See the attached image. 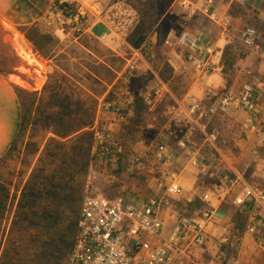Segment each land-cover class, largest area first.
Wrapping results in <instances>:
<instances>
[{
  "label": "crops",
  "instance_id": "1",
  "mask_svg": "<svg viewBox=\"0 0 264 264\" xmlns=\"http://www.w3.org/2000/svg\"><path fill=\"white\" fill-rule=\"evenodd\" d=\"M51 1L0 0V26L4 30L16 32L17 36L23 40H26L24 31L32 25H36L41 32L48 33L41 26L40 21ZM65 1L71 2L79 0ZM92 1L103 2L106 0ZM188 1L191 3L200 2V0ZM249 2H252L253 9L241 7L232 0H213V5L219 11H224L227 6H230L228 10L230 26L226 32H222L221 28L210 21L204 14L198 11L193 14H188L179 5V0H171L170 9L173 8L174 12L177 11V13L173 14L171 11L172 15H168L169 29L162 38L161 43L158 46L156 31L149 33L148 37L154 34L150 39L151 41L147 40L149 42L147 43L148 47L146 51L143 53L140 48H135L145 58V61L139 59L142 69L139 70L128 84H122L119 87V93L116 88L112 90V98L120 99L119 114L113 111L106 112L99 110L100 100L97 103V110L95 112V118H98L100 122L108 123L110 138L114 141H120L121 149L125 152L118 161V165L123 167V172L119 173V175L109 173V176L111 175L110 179H116L117 182H124L125 189L133 190L141 196L163 193V188L158 183L160 170L157 167L149 169L144 166L141 170H136L134 176H131L133 179L147 182L144 184V190L131 186V188L125 187L131 183L129 181L131 178L129 180L127 179L128 172L124 169L130 152L140 154L150 153L157 144L161 143L165 145L166 151L172 157L174 178L184 190V195H186L185 199L190 200L192 198L190 192L196 187L200 193H209L210 200L208 205L212 208L213 218L207 228L208 240L203 246L193 247L190 250V254L196 260L197 264L223 263L222 260H224L225 251L222 250L223 245L219 244L220 238L227 237L229 243H237L234 235H232L234 230H236L234 215L238 209H242L239 202L243 195V187L245 183L254 178H264V169L262 168L264 122L254 127V129H243L242 124L245 120L246 113L241 109L230 107L226 113L217 114L209 122L199 119V121L194 122L181 113L170 114L167 116H171L169 126L167 127L165 126L166 118L162 114L156 115L155 120L152 119L154 117L153 113H149V109H145L146 105L142 102L137 92L151 93L150 98L153 102L150 108L154 109L162 106V110L165 112L168 105L180 102L185 93L191 94L194 99L207 103L209 99H217L227 91H238L241 84L246 80L264 84V12H261L264 9V0H249ZM88 24V29L79 40L83 41L84 37L90 36L107 44L108 42L106 40H110L109 38L112 37L113 39L116 38L125 42L128 49L132 47L104 20L101 22L90 20ZM251 24L256 27L258 32L256 38L257 49L246 48L239 40L240 32L245 26ZM98 26H101L104 31L96 35L93 31ZM182 31H187L192 34H202L210 39L216 53L211 58L214 68L208 74L206 73L201 76L191 67L187 59L190 51L187 48L175 46L169 41H166L168 33L177 34ZM104 33L105 35L102 37L101 35ZM54 37L59 39L57 46L60 45L61 50L71 44L73 45V43L77 44V46L80 45L78 40L67 43L63 42L57 36ZM235 39L239 40L241 47L236 48ZM160 46L165 47L166 50L162 51ZM227 46H231L229 54L231 55L232 64L231 67L224 70L222 69L223 64L220 63V60ZM154 51L162 52L160 54L161 56L159 55L158 57L164 60L165 66L168 69L166 77H162L160 68L155 70L151 65L148 55H152ZM34 54L37 53L35 52ZM134 54L135 52L129 49L127 56L129 57ZM181 76H187L188 80H184L185 82L177 81L176 79ZM41 78L45 77L41 76ZM33 84L36 85V82L34 81ZM135 84L137 88L133 89L132 86ZM41 85L42 83L38 86ZM156 87H161V91L157 94L155 93ZM127 97L133 98V101L129 105H125L123 101ZM260 108V113L264 115V98L260 102ZM120 113L122 115L121 117L119 116ZM149 116L150 118H148ZM132 121H142V124L138 126L135 133L130 135L128 126L126 125ZM19 125L20 104L16 94V86L8 76L0 73V158L10 148L18 133ZM203 126L206 127L205 131H203ZM213 130L218 132L217 138L207 142L206 137ZM150 131L155 134L149 136L148 133ZM181 139H184L189 145L193 146L200 154L211 158L213 165L211 167H215V171L220 169L233 178V185L229 190L221 192L218 196L212 192V185L219 184V180L213 178L214 180L211 181L210 186L206 184V179L209 177H201L197 169L189 164L182 149L177 146L178 140ZM137 173L140 176H136ZM146 185L153 187V194H149L152 190L149 191ZM104 192L107 194L110 190ZM113 193L116 192L114 191L110 194ZM15 205L14 202L7 215V219L3 223L4 227H2V235L0 236V252L5 243L9 226L13 220ZM262 213L264 214V211ZM159 215L163 220L164 234L168 236L169 232L166 231V226L175 223V220H178L179 213L171 205L167 204L160 207ZM248 218L249 213L247 221ZM256 240V237L245 232L244 229L239 243H252L257 247ZM225 258L228 259L229 257L226 255Z\"/></svg>",
  "mask_w": 264,
  "mask_h": 264
},
{
  "label": "built area",
  "instance_id": "2",
  "mask_svg": "<svg viewBox=\"0 0 264 264\" xmlns=\"http://www.w3.org/2000/svg\"><path fill=\"white\" fill-rule=\"evenodd\" d=\"M232 1L241 7L253 9L252 2L249 0ZM179 5L188 14L196 11L204 14L219 26L222 32L229 29L230 6H227L224 11H219L213 5V0H200L199 3L179 0ZM102 12L103 7L98 1L52 0L41 17L40 24L50 35L59 37L63 42L72 43L86 32L90 20L100 22L104 20ZM261 12H264V9ZM104 35L105 33L101 36ZM257 36L256 27L247 25L240 32L239 40L244 47L257 49ZM166 37V41L190 51L187 59L199 75L208 74L214 68L211 58L216 52L206 36L182 31L177 34L170 32ZM109 39L113 41L112 37ZM129 49L135 54L125 58L124 70L119 74L125 85L142 69L136 60L145 61L139 50L133 47ZM160 91L161 87L155 88L156 94ZM137 94L145 103V109L152 112L151 93L137 92ZM132 97L125 98L124 104L129 105L133 101ZM263 98L264 84L246 80L238 91H227L217 99H209L207 103L185 93L180 102L168 105L162 116L166 118L165 126L167 127L171 117L167 116L174 113L184 114L194 122L198 119L209 122L217 114L226 113L230 107H235L246 113L242 124L243 129H254L264 122V115L260 113V102ZM119 105L118 98L101 99L99 110L119 114ZM119 116H122L121 113ZM153 116L152 119L155 120L156 116ZM203 128L205 131L206 127L203 126ZM87 129L91 131L93 137L92 152L98 145H102L107 156V165L113 169L117 168L122 149L110 138L108 123L100 122L98 118H95L93 124ZM217 135V131H211L206 141L215 140ZM177 146L182 149L189 164L197 169L201 177H209L212 169L211 158L200 154L184 139L178 140ZM262 159L264 169V154ZM144 166L149 169L157 167L160 170L158 183L163 188L161 195L155 193L150 196H141L125 188L108 195L93 182V171L89 167L75 221V236L65 264H197L190 250L193 247L203 246L208 240L207 228L213 218L212 208L208 205L209 193H200L197 187L193 188L190 196L198 197L204 205L194 210L191 215L181 218L179 224L168 236H165L159 209L163 205H170L168 198L178 199L183 196L184 190L174 178L172 157L166 151L164 144H157L150 153L130 152L128 154L125 164L128 175ZM218 178L219 184L212 185V192L216 196L229 190L234 181L227 174H222ZM243 188L239 203L241 206L244 201L250 204L245 232L257 238V246L264 256V214L262 213L264 211V178H254L245 183ZM182 219L185 220L184 223H181ZM219 244L227 247L234 245L229 243L227 237L220 238ZM224 256L226 257V253ZM225 257V264H240L233 254L227 256L228 259Z\"/></svg>",
  "mask_w": 264,
  "mask_h": 264
},
{
  "label": "trees",
  "instance_id": "3",
  "mask_svg": "<svg viewBox=\"0 0 264 264\" xmlns=\"http://www.w3.org/2000/svg\"><path fill=\"white\" fill-rule=\"evenodd\" d=\"M165 2H171V0H165ZM124 5L128 6L127 4L109 6L102 12V18L130 46L140 48L144 53L148 47V34L153 31L158 22L157 8L154 3H150L141 16V12L127 13ZM24 37L33 51L43 58H49L52 49L59 43L58 38L41 32L36 25L28 27L24 31ZM230 48L231 46H227L224 49L220 60L224 70H227L232 64L229 54ZM17 64L16 56L5 57L0 55L1 74L11 73L12 68ZM162 77H166V75L162 74ZM13 78L16 80H12V82L16 86V94L20 104V125L10 148L0 158V163L7 157H11L15 151H19L18 144L22 141L27 129L34 128L33 125H43L45 130L51 132L52 135L46 139L42 146L34 168L36 174L31 176L29 181L22 186L17 199L16 193H10L11 182L0 183V236L11 205L14 202L16 204L13 220L0 252V264H65L67 253L63 254L57 235L53 233L51 239H48V232L56 228L55 211H49L54 220L51 223V226L54 225L52 229L48 228L49 225H46V222H43L39 217L40 215L46 217L44 209L49 206L45 201L56 196L55 187L61 183L73 181L77 174L85 171L93 158L94 161L102 163V166L107 168V172L111 174L122 173L123 167L117 165V168L113 169L107 165V156L102 145H98L92 152L93 137L87 128L95 120L96 106L87 105V101L83 97L85 90L75 82L70 81L66 72L54 70L49 73L40 90H37L38 86L34 84H32V90H26L20 86L22 81L18 77ZM112 97V92H109L107 99ZM114 143L121 145V142L117 140ZM27 145V147L31 145L27 154L32 156L40 148L39 142L28 141ZM124 154L125 152L122 150L120 157ZM135 172L136 170L129 176H134ZM120 186L118 184L117 188L114 187L112 190L119 192L122 190ZM14 188L15 191L18 190L17 186ZM52 202V207L57 208V202ZM203 205L204 203L198 197H192L190 200L177 201L172 207L181 218H185ZM249 210L250 204L244 201L242 209L235 212L236 230L232 235L237 242L241 240ZM231 249L232 246L227 247L224 244L222 246V250L227 256L233 254Z\"/></svg>",
  "mask_w": 264,
  "mask_h": 264
},
{
  "label": "rangeland",
  "instance_id": "4",
  "mask_svg": "<svg viewBox=\"0 0 264 264\" xmlns=\"http://www.w3.org/2000/svg\"><path fill=\"white\" fill-rule=\"evenodd\" d=\"M99 3L103 7V11L109 8L111 5L118 6L120 4H127L128 6H123L125 9H127V13L141 12V16L145 9L148 8L150 3H154L159 15V23L157 22L153 29V31L157 32L156 35L158 36V46L161 43L162 38L165 36V33L169 29L168 15H172L171 11L173 14L177 13V11L174 12L173 8L170 9V2H165V0H106ZM103 31V28L98 26L93 32L96 35H99ZM15 34L16 32L4 30L0 26V55L5 57L14 55L17 57V66L13 67L11 73L5 76H8L9 79L13 81H16L13 77H18L20 81H22L21 84L19 83L20 86L26 90H32V84L34 81L36 82L37 86L42 83V85L38 86L37 89L40 90L47 80V75L54 70H57L66 72L70 81L75 82L80 88L85 90L83 97L86 99L87 105H95L96 110L99 100L107 99L108 93L112 92L114 88L118 89L119 93V87H121L123 84L119 74L124 70L125 58L128 57L127 55L129 52L125 42L122 40L115 38L113 39L114 42L106 40L108 43L106 42L107 44H104L93 37L91 38L90 36L84 37L83 41L79 40V38V46L73 43V45L71 44L70 46H67L61 50L59 45L52 49L51 56L49 58H43L39 57L37 54H34L35 52L33 51L31 45L26 40H23L17 36V34ZM153 34L147 37V40L151 41L150 39L152 38ZM235 44L236 48L241 47L239 45V40L237 39H235ZM158 46L157 48H159ZM160 47L162 51L166 50L165 47ZM160 54H162V52L154 51L152 55H148L149 60L151 61V65L153 68H155V70L160 68L162 74L167 75L168 69L165 66L164 60L158 57ZM136 62L140 63V60L138 59ZM41 76L45 78H41ZM176 80L185 82L188 80V77L181 76ZM132 88L136 89L137 85L135 84L132 86ZM162 109L163 107L159 106L154 108L152 112L149 113H153L155 116L158 114H163ZM145 111L147 112V110ZM148 118H150V116ZM141 124L142 121L128 122L126 126H128L127 128L129 134L131 135L132 133H135V130ZM33 126V129L28 128L23 135L22 141L18 144L19 151H15L11 157H7L6 160L0 163V183L11 182L10 193H16V199L19 197L22 186L29 181L31 176L36 174V169L34 170V168L42 146L46 139L52 135L51 132L45 130L43 125L36 124ZM154 134L155 133L152 131L148 133L149 136ZM28 141L39 142L40 144V148L34 156L27 154L28 148H31V145L27 147ZM89 167H91L93 171H90L93 175V182L100 186L103 191L110 190V192H107L108 195L111 192H114L112 188H117L118 184L121 185V189L124 188V182H117L116 179H110L111 175L109 176L107 168H104L102 163H99V161H94V158L91 160V164L88 166V168H86L85 171L77 174L73 181L61 183L55 187L56 196L54 198H50L48 201H45L49 206L45 207L44 209L46 217H43L42 215L39 217H41L43 222H46V225H49L48 228L51 229L54 226H51V223H53L55 220L56 228L55 230H50L48 232V239H51L52 234L55 233L58 237V243L60 246H62L63 254H65V252L67 253L66 256H68L69 250L74 240L75 221L79 206L81 204V198L85 187L86 177L89 172ZM215 170V167L212 168L209 178L206 179V184H208V186H210L211 181L215 178V180H219L218 177L220 175L227 174L220 169H218V171ZM114 175L119 174L115 173ZM127 176L128 180L131 178L129 180L131 183L128 184L129 186L125 187L131 186L133 188L136 187L144 190V184L147 182L133 179V177H130L129 175ZM136 176H140V174L137 173ZM14 186L18 187L17 191H15ZM149 186L150 185H146V188L149 191L152 190V192H149V194H153L154 189L152 186ZM159 194L161 195L162 192ZM185 198L186 195H183L178 199L176 197L168 198V203L172 206L175 202H182V200ZM52 201L57 202V208L52 207ZM50 210L55 211L56 219L53 220L51 218L52 213L49 212ZM180 219L181 216L179 215L178 220H175V223H171L170 225L166 226V231L170 233L174 227L179 224ZM232 247L233 257L237 259L240 264H260L264 262V256L262 252L258 246L256 247L252 243L240 244L237 242L232 245ZM222 261V264H225L226 260Z\"/></svg>",
  "mask_w": 264,
  "mask_h": 264
},
{
  "label": "water",
  "instance_id": "5",
  "mask_svg": "<svg viewBox=\"0 0 264 264\" xmlns=\"http://www.w3.org/2000/svg\"><path fill=\"white\" fill-rule=\"evenodd\" d=\"M184 221H185V220H184V219H182V220H181V223H184Z\"/></svg>",
  "mask_w": 264,
  "mask_h": 264
},
{
  "label": "bare ground",
  "instance_id": "6",
  "mask_svg": "<svg viewBox=\"0 0 264 264\" xmlns=\"http://www.w3.org/2000/svg\"><path fill=\"white\" fill-rule=\"evenodd\" d=\"M30 52V51H29Z\"/></svg>",
  "mask_w": 264,
  "mask_h": 264
}]
</instances>
